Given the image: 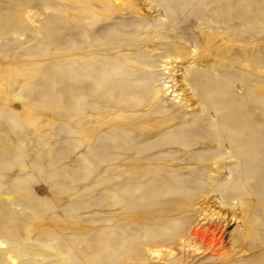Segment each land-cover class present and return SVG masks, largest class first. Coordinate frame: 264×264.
I'll return each instance as SVG.
<instances>
[{
    "label": "rangeland",
    "instance_id": "1",
    "mask_svg": "<svg viewBox=\"0 0 264 264\" xmlns=\"http://www.w3.org/2000/svg\"><path fill=\"white\" fill-rule=\"evenodd\" d=\"M197 229L178 264H264V0H0V239L164 264Z\"/></svg>",
    "mask_w": 264,
    "mask_h": 264
},
{
    "label": "bare ground",
    "instance_id": "2",
    "mask_svg": "<svg viewBox=\"0 0 264 264\" xmlns=\"http://www.w3.org/2000/svg\"><path fill=\"white\" fill-rule=\"evenodd\" d=\"M21 202L22 201L17 200L15 206H21ZM23 204L24 201L22 202V205ZM36 230L37 229L27 230L29 231L27 232V234H25L27 235V237H29L27 240L32 239L33 237L30 236L33 234V232H35V234L38 235L39 238L47 239L46 241H50L51 236L47 235V238H45L44 236L46 235V232H43V229L41 231ZM154 235L156 238V235L158 236L161 234L154 233L152 236ZM161 237L157 241L153 240L154 238L150 237V240H148L146 243L139 244V246L137 245V250L142 253H145V251L148 252V257H150V259L152 260L157 259L162 261L164 264H178L176 259V255L178 254H175V250L181 253L185 251H191L194 252V254H212L214 250L213 248L215 247L213 243L207 240V230H192L187 236L179 237L176 240L170 241ZM168 242L172 243V245L169 247H167L166 245ZM119 244H121L120 241ZM119 246L123 247V245ZM131 246H133V244ZM17 247V245L11 244L10 241L0 239V262H4L5 264H13V262H15L16 264H66V262L70 258L69 255H66V253H64L63 251L58 252L55 249L52 250L50 244H45L42 250L33 249L31 247L23 248V246H21V249H17ZM44 247L47 249H44ZM118 253L119 252H117V255ZM129 255H131V252H129L128 254H124L122 256V261L125 263H129L132 260V257H130ZM36 257H38V259L40 260L37 261L39 263L32 262V260H34ZM76 264H98V261L93 262L91 260H86L85 257V261H79Z\"/></svg>",
    "mask_w": 264,
    "mask_h": 264
}]
</instances>
